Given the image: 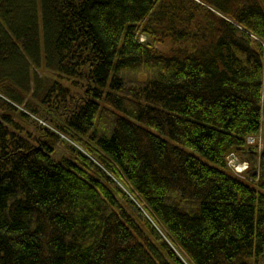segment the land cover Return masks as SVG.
Wrapping results in <instances>:
<instances>
[{
    "label": "trees",
    "instance_id": "obj_1",
    "mask_svg": "<svg viewBox=\"0 0 264 264\" xmlns=\"http://www.w3.org/2000/svg\"><path fill=\"white\" fill-rule=\"evenodd\" d=\"M263 256L264 0H0V264Z\"/></svg>",
    "mask_w": 264,
    "mask_h": 264
},
{
    "label": "rangeland",
    "instance_id": "obj_2",
    "mask_svg": "<svg viewBox=\"0 0 264 264\" xmlns=\"http://www.w3.org/2000/svg\"><path fill=\"white\" fill-rule=\"evenodd\" d=\"M142 37H143V40H145V36H142ZM157 48L164 49L165 46L159 45V46H157ZM166 49L167 48H165V50ZM42 75L43 76L49 75V72H44V73H42ZM249 141H250V143H252L253 140H249ZM70 146H73V147H75L77 149H80L69 138H67L64 135H60V140L57 142L56 146L54 147V153H53L54 159L57 160V161H62L64 159L74 160V158L76 157V154L77 153ZM262 147H263V145L260 144L257 148L255 147L252 150H249L248 152H246L244 154L238 155L237 157L239 159V163L237 161H236L237 164L235 162L232 163V166L231 167L234 170H236L235 169L236 167H239V169H240V171H236V172H242V171L245 170L243 172V174H239V176H242L241 178H243V179L240 178L241 180L247 181V180H249V178L251 176H253L256 173V166L254 165V162L256 160H258L259 154L261 152ZM187 151L189 153L194 154L190 150H187ZM194 155H196V154H194ZM198 157L201 158L203 161L211 164L204 157L199 156V155H198ZM228 173L235 175L234 172L231 173V172L228 171ZM244 174L246 176H244ZM259 264H264V256L262 258H260Z\"/></svg>",
    "mask_w": 264,
    "mask_h": 264
},
{
    "label": "built area",
    "instance_id": "obj_3",
    "mask_svg": "<svg viewBox=\"0 0 264 264\" xmlns=\"http://www.w3.org/2000/svg\"><path fill=\"white\" fill-rule=\"evenodd\" d=\"M234 158H235V155L232 154V155L230 156V162L234 161Z\"/></svg>",
    "mask_w": 264,
    "mask_h": 264
}]
</instances>
